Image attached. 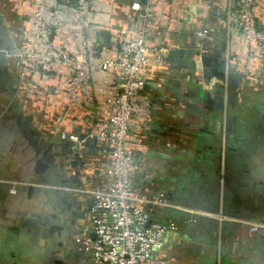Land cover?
<instances>
[{
    "label": "crops",
    "instance_id": "1",
    "mask_svg": "<svg viewBox=\"0 0 264 264\" xmlns=\"http://www.w3.org/2000/svg\"><path fill=\"white\" fill-rule=\"evenodd\" d=\"M133 1L98 0L87 20L73 16L87 21L92 57L115 58L120 42L137 38ZM153 7L149 44L164 59L153 57L137 103L133 187L146 198L163 191L169 204L196 215L147 208L151 222H174L177 230L145 264H264V230L250 228L264 222V53L228 32L229 0H155ZM35 8V0H0V264H93L82 250L93 238L89 192L105 188L111 148L66 143L61 132L84 138L105 125L107 94L59 129L62 65L39 74L18 66L23 25ZM255 11L264 32V0ZM55 42L82 51L78 34ZM173 50L199 57L189 67L168 60ZM98 77L96 90L114 85L112 74ZM38 161L48 164L43 174L35 171Z\"/></svg>",
    "mask_w": 264,
    "mask_h": 264
},
{
    "label": "built area",
    "instance_id": "2",
    "mask_svg": "<svg viewBox=\"0 0 264 264\" xmlns=\"http://www.w3.org/2000/svg\"><path fill=\"white\" fill-rule=\"evenodd\" d=\"M154 2H132L137 38L120 42L115 58L98 51L91 56V42L85 34L86 20L98 0H35V11L23 25L27 39L18 56V66L39 74L54 63L62 65L59 92L63 94L64 114L59 120V129L72 113L75 115L84 105L96 102L99 94H107L105 125L84 138L79 134L61 132L66 143L83 146L107 142L111 148L105 188L89 192L93 198V238L83 240L82 250L90 255L93 264H145L155 250L162 249L164 237L169 231L177 230V225L174 222H151L147 208L170 207L180 213L196 215L190 208L169 204L163 191L146 198L138 195L133 187L136 158L130 145L139 113L137 103L149 85L146 70L153 57L164 59L155 55L159 50L149 44L156 24ZM257 3L258 0H229L227 28L228 32L242 38L248 47L264 53V32L256 23ZM80 13L85 14L86 20L74 22L73 16ZM60 34H78L82 51L72 54L59 49L55 37ZM198 36L204 37L205 32H199ZM105 74L115 76L114 85L109 90H96L94 84L98 76ZM15 187L17 185L12 187V193H15ZM250 228L252 232L264 230V222L251 224Z\"/></svg>",
    "mask_w": 264,
    "mask_h": 264
},
{
    "label": "water",
    "instance_id": "3",
    "mask_svg": "<svg viewBox=\"0 0 264 264\" xmlns=\"http://www.w3.org/2000/svg\"><path fill=\"white\" fill-rule=\"evenodd\" d=\"M199 53L195 50H191V51H185V50H173L172 52H170L169 56H168V60L169 61H178L182 64H186L189 67H193L195 65V63L193 62V58L195 56H197ZM184 56L186 57V59L184 60ZM204 75H210L209 72H204ZM48 152H46L44 154V158L46 157ZM48 169V164L44 163L43 161H38L36 163V168L35 171L38 174H43L46 170ZM33 187H30L29 189V193H32L33 191Z\"/></svg>",
    "mask_w": 264,
    "mask_h": 264
}]
</instances>
